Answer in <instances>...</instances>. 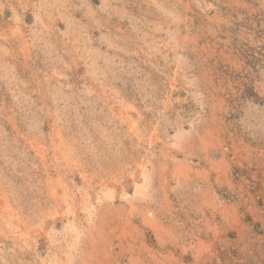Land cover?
<instances>
[{"label":"rangeland","instance_id":"rangeland-1","mask_svg":"<svg viewBox=\"0 0 264 264\" xmlns=\"http://www.w3.org/2000/svg\"><path fill=\"white\" fill-rule=\"evenodd\" d=\"M0 264H264V0H0Z\"/></svg>","mask_w":264,"mask_h":264}]
</instances>
